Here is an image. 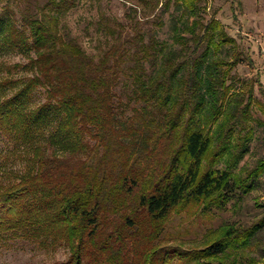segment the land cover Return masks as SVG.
I'll list each match as a JSON object with an SVG mask.
<instances>
[{"label": "trees", "instance_id": "1", "mask_svg": "<svg viewBox=\"0 0 264 264\" xmlns=\"http://www.w3.org/2000/svg\"><path fill=\"white\" fill-rule=\"evenodd\" d=\"M21 1L0 0V54L27 60L0 77V135L13 148L4 158L13 166L0 165V236L67 247L66 260L52 264H169L178 256L184 264H264L247 251L260 221L210 229L202 247L182 254H163L160 243L174 215L223 207L264 172V161L246 177L232 171L242 158L241 131L252 136L253 110L264 113V104L248 97L240 105L226 86L236 55L211 66V47L201 53L215 29L216 50L230 41L222 26L190 16V36L175 38L180 48L152 38L131 55V41L120 42L105 19L107 46L96 59L61 23L77 0H50L39 14L19 16ZM195 2L183 5L194 10ZM158 53L153 74L145 64ZM122 84L130 115L117 96ZM39 91L44 99L36 104ZM221 162L226 170L217 168Z\"/></svg>", "mask_w": 264, "mask_h": 264}, {"label": "rangeland", "instance_id": "2", "mask_svg": "<svg viewBox=\"0 0 264 264\" xmlns=\"http://www.w3.org/2000/svg\"><path fill=\"white\" fill-rule=\"evenodd\" d=\"M48 1L50 0H22L18 15L21 16L25 10L39 14L40 8ZM155 2L156 0H77V4L61 16V23L70 38L79 42L90 56L98 59L107 46L103 30L105 19L120 33V42L131 41L127 44L131 55L135 51V45L141 42L148 44L152 38L168 48H180L175 38L178 35L190 36L185 29L190 16L204 24L215 20L222 26V31L230 41L216 50L212 42L221 31L215 29L206 38L201 53L211 47L206 56V61L211 66L214 65L211 60L219 58L231 61L236 55L239 63L226 78V86L231 85V91L239 94L240 105L248 97L254 103L264 104V0H196L194 10H187L183 0H160L158 6L154 5ZM116 23L122 24L123 28ZM136 33L140 34L142 40H138ZM162 60L163 54L158 53L154 61L145 64L146 70L157 73ZM26 62L20 54H0V77L7 74V65ZM129 65L132 62L123 65L124 71ZM221 78V74H215L214 88H219ZM129 92V87L124 84L117 90L118 99L129 107L126 108L127 115H130L131 107L127 101ZM43 99V92L39 91L34 102L38 104ZM253 111L259 120L253 123L252 136H248V128L241 131L244 145L238 151L242 153V158L232 169L242 177H246L248 172L256 169L260 161H264V113L256 107ZM232 142L238 141L233 139ZM12 150V145L0 135L2 169L13 166L12 159L9 163L4 161ZM226 167L227 163L221 162L217 168L223 171ZM193 211L172 217L160 239L163 254L169 251L182 254L202 247V236L210 229L225 225L247 227L260 221L262 226L250 238L247 251L259 261L264 260V172L259 177L250 178L246 187L235 191L223 207L212 205L202 212ZM68 254L65 246L52 247L17 237L0 236V264H52L66 260ZM178 257H174L169 264H184ZM233 257L234 254H231L226 261L229 262Z\"/></svg>", "mask_w": 264, "mask_h": 264}]
</instances>
